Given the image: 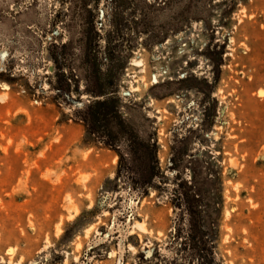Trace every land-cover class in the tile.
I'll list each match as a JSON object with an SVG mask.
<instances>
[{
    "label": "rangeland",
    "instance_id": "obj_1",
    "mask_svg": "<svg viewBox=\"0 0 264 264\" xmlns=\"http://www.w3.org/2000/svg\"><path fill=\"white\" fill-rule=\"evenodd\" d=\"M0 264H264V0H0Z\"/></svg>",
    "mask_w": 264,
    "mask_h": 264
},
{
    "label": "trees",
    "instance_id": "obj_2",
    "mask_svg": "<svg viewBox=\"0 0 264 264\" xmlns=\"http://www.w3.org/2000/svg\"><path fill=\"white\" fill-rule=\"evenodd\" d=\"M107 99H108V97H106L105 99H103L101 102L100 101L96 102L95 104L97 106H106V104L108 103V100ZM104 115H106V114H104Z\"/></svg>",
    "mask_w": 264,
    "mask_h": 264
},
{
    "label": "bare ground",
    "instance_id": "obj_3",
    "mask_svg": "<svg viewBox=\"0 0 264 264\" xmlns=\"http://www.w3.org/2000/svg\"><path fill=\"white\" fill-rule=\"evenodd\" d=\"M138 65V64H140V62L139 61H132V65ZM154 81V80H153ZM137 226H139V228L140 229H142V225L141 224H139V225H137Z\"/></svg>",
    "mask_w": 264,
    "mask_h": 264
}]
</instances>
